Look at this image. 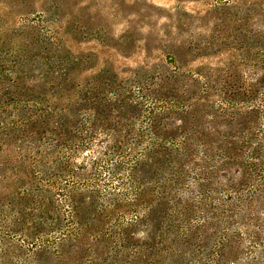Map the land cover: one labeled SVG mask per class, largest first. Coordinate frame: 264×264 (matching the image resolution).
Instances as JSON below:
<instances>
[{
  "label": "rangeland",
  "instance_id": "obj_1",
  "mask_svg": "<svg viewBox=\"0 0 264 264\" xmlns=\"http://www.w3.org/2000/svg\"><path fill=\"white\" fill-rule=\"evenodd\" d=\"M154 110L189 154L141 160L135 208L71 207L106 141L76 130L100 113L134 149ZM0 264H264V0H0Z\"/></svg>",
  "mask_w": 264,
  "mask_h": 264
},
{
  "label": "trees",
  "instance_id": "obj_2",
  "mask_svg": "<svg viewBox=\"0 0 264 264\" xmlns=\"http://www.w3.org/2000/svg\"><path fill=\"white\" fill-rule=\"evenodd\" d=\"M99 114L100 113L94 116L89 115L88 117L93 123L99 122L98 124H92L91 127L86 130H76L72 140V142L75 143L76 150L82 151L85 148L92 149L93 146L95 147L96 141L100 140V138L106 139L104 146L100 147L102 151L92 149L96 156L91 160L89 177H84L83 173L75 174L71 176L72 187H61L57 191L64 192L68 204L74 207L76 204L86 201L85 194L89 192L90 188V192L94 194V197L88 198V203L92 208H97L99 202L98 188L100 186H106L109 187V197L105 200L104 208L112 207L116 209L119 208L121 203L135 208L137 206L136 202L138 201V197L143 193V189L140 187L143 188V185H145L141 180H137L132 175V171L136 169L138 163L144 160L153 167L151 163L155 161L159 155L169 157L170 154H178L179 156L189 154L190 143L196 139V136L192 139L188 138L187 140L184 138L182 141H177V139H173L172 137H166L165 140L169 141V143H164L163 146L156 144L158 138L152 120V117L155 116L154 110L149 113L146 118L148 121L146 132L149 134L150 141L146 144L140 143V145H136V148L130 149L128 142L119 139L121 136L120 132L130 129V125L127 123L121 124L117 121L113 124H108V122L105 123L104 119H99ZM138 136L142 139L143 133ZM127 147H129L128 150ZM130 151H132V153L135 151V153L132 155ZM104 157L106 158L104 159ZM79 169L83 171L84 166L81 165ZM102 171L105 173V180H102ZM122 190L126 192L129 191L132 197L125 201L118 199L119 197L116 191L121 192ZM73 194H76L78 199L73 197ZM150 209L151 206L148 205L143 214L148 215ZM137 218L138 216L136 215L134 220ZM84 233L90 234L86 227L78 223L60 224L54 228V235L59 240L69 238L76 239Z\"/></svg>",
  "mask_w": 264,
  "mask_h": 264
}]
</instances>
